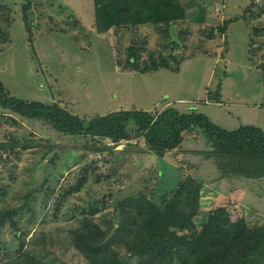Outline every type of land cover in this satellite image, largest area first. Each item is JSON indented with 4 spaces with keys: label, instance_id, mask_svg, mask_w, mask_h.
Here are the masks:
<instances>
[{
    "label": "rangeland",
    "instance_id": "rangeland-1",
    "mask_svg": "<svg viewBox=\"0 0 264 264\" xmlns=\"http://www.w3.org/2000/svg\"><path fill=\"white\" fill-rule=\"evenodd\" d=\"M178 2L185 20L99 31L92 0H0V81L20 99L57 104L81 118L190 109L235 130L246 117L234 116V103L264 107V49L257 57L248 47L250 35L264 46V0ZM228 7L234 8L229 14ZM196 23L205 28L189 27ZM131 48L139 67L161 59L170 70H124ZM216 90L217 100L209 96ZM237 160L197 128L160 155L132 124L125 139L112 142L69 136L43 119L0 108V218L9 213L0 225V264H22L24 257L37 264H88L74 246L87 231L117 264H155L137 246L143 219L136 201L164 209L179 192L185 201L187 189L193 207L183 208L194 226L170 230L177 235L239 219L260 229L264 163ZM169 264L179 263L174 256Z\"/></svg>",
    "mask_w": 264,
    "mask_h": 264
},
{
    "label": "trees",
    "instance_id": "trees-1",
    "mask_svg": "<svg viewBox=\"0 0 264 264\" xmlns=\"http://www.w3.org/2000/svg\"><path fill=\"white\" fill-rule=\"evenodd\" d=\"M92 3L94 22L99 31L145 25L156 27L158 24L165 25L186 19L185 10L178 0H92ZM25 8V29L31 34L32 23L27 19ZM138 58L133 48L127 50L123 69L141 74L161 69L170 70L161 59L139 67ZM179 66L177 62L176 72ZM216 91L217 95L209 96L217 100L219 91ZM0 108L24 119H43L58 132L69 136L108 138L112 142L125 139L132 124L137 128L144 144L160 155L178 147L184 132L197 128L226 157L236 158L239 163L247 161V165L257 164L258 161L264 163V132L260 128L241 125L229 131L196 110L189 109L180 113L174 108H167L156 114L136 110L121 111L86 119L69 113L57 104L47 105L20 99L12 95L1 81ZM252 159L253 162H249ZM247 170L244 169L243 172ZM186 191L185 201L180 199L179 192L164 209H159L148 201H136L135 208L140 213V219H143L142 231L135 237L140 239L137 246H141V252L151 254L155 264H169L173 262L174 256L179 264H264V226L257 230L250 229L244 220L239 219L234 222H217L188 236L170 231L174 229L183 232L194 226L190 214L183 208V205H191L188 202V198L192 197L191 189ZM8 214L0 218V225ZM82 233L75 239L74 246L88 264L118 263L116 255L109 256L111 251L103 252L95 243L94 232ZM23 260L22 264H37L29 257H24Z\"/></svg>",
    "mask_w": 264,
    "mask_h": 264
},
{
    "label": "crops",
    "instance_id": "crops-1",
    "mask_svg": "<svg viewBox=\"0 0 264 264\" xmlns=\"http://www.w3.org/2000/svg\"><path fill=\"white\" fill-rule=\"evenodd\" d=\"M254 8L255 7H253L252 8V11H254ZM233 9L234 8H230V7H228V9H227V12L226 13H230V12H232L233 11ZM242 9H244V7L242 8ZM244 10H246V9H244ZM230 11V12H229ZM245 19V17H242V20H244ZM240 20V19H239ZM238 21V20H237ZM237 21H235V22H237ZM252 21V20H251ZM252 22H254V20L252 21ZM256 23H257V21H256ZM231 24V22H229V23H227V26L228 25H230ZM248 25H249V23H248ZM190 28H194V29H197L196 30V32L198 31V30H202V29H204L205 28V25H203V23H196V24H191L190 26H189ZM229 27V26H228ZM249 28H250V26H248ZM251 29V28H250ZM194 33V32H193ZM250 35V34H249ZM223 37V36H222ZM257 38L254 36V35H250L249 36V38H248V47H249V53H250V56H257V55H259L260 54V52L264 49V46H262V45H258L256 42H257V40H256ZM228 42V41H227ZM228 52V44H227V46H226V53ZM263 52V51H262ZM261 52V53H262ZM225 53V54H226ZM258 57V56H257ZM225 73V75H224V78H227L228 79V77H227V73L226 72H224ZM223 78V79H224ZM235 104H237V109L234 107L233 109H236V113H235V115L234 116H238L239 118H240V115H245V119H242L241 121H240V125L239 126H241V125H251V126H255V127H258V128H260L263 132H264V107L263 108H257L256 106H252V105H250V107L248 108L247 107V109H245L244 108V106H242V105H240L239 103H234L232 106H236ZM258 110V111H257ZM239 112V113H238ZM255 112H257V113H259V118L258 119H253L252 117H250V115L249 114H252V113H255ZM230 116V115H229ZM236 116V117H237ZM244 117V116H243ZM257 117V116H256ZM256 124V125H255Z\"/></svg>",
    "mask_w": 264,
    "mask_h": 264
}]
</instances>
